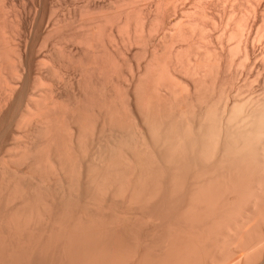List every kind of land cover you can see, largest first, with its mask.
Segmentation results:
<instances>
[{
    "label": "bare ground",
    "instance_id": "1",
    "mask_svg": "<svg viewBox=\"0 0 264 264\" xmlns=\"http://www.w3.org/2000/svg\"><path fill=\"white\" fill-rule=\"evenodd\" d=\"M116 1L0 0V261L239 263L218 236L264 225V0ZM238 204L263 214L227 235Z\"/></svg>",
    "mask_w": 264,
    "mask_h": 264
},
{
    "label": "rangeland",
    "instance_id": "2",
    "mask_svg": "<svg viewBox=\"0 0 264 264\" xmlns=\"http://www.w3.org/2000/svg\"><path fill=\"white\" fill-rule=\"evenodd\" d=\"M111 2H112V3H113V2L115 3V2H117V1H116V0H111ZM107 47H109L108 50H111V47H110V46H107ZM141 47H142V46H134V47H133V46H129V47L127 48L128 51H129L130 53L128 52V55H127V57H129V59H128L127 57H126V58L129 60V62L131 61L130 63L133 64L134 62H132V61H135L138 57H139L138 60L143 61V60H142V56L140 55V53H141V49H142ZM113 48H114V46H113ZM129 54H130V55H129ZM136 55L138 56L137 58L135 57ZM139 55H140V56H139ZM126 58H125V59H126ZM127 59H126V60H127ZM138 60H137V61H138ZM129 62H127L126 65L130 64ZM135 62H136V61H135ZM143 64H144V61H143ZM126 65H125V66H126ZM125 66H124V69H126V71H127V68H128L129 66H127V67H125ZM128 71H130L129 68H128ZM78 76H80V75H78ZM79 78H81V77H78V79H79ZM96 80H97V79H96ZM126 83H127V82H126ZM101 87H102V86H101ZM101 87H99V88H101ZM92 107H93V106H92ZM94 108H95V107H93V109H94ZM90 109H91V111H94V112H91V111H90V112H91V113H94V114L96 115L97 112H95V111H96L97 109H96V108H95V110H92V108H90ZM91 113H89V115H91ZM92 116H93V114L91 115V118H92ZM91 118H90V119H91ZM92 120H93V119H91V121H92ZM122 134H123V135H122ZM122 134H121V136H123V138L125 137V138H124L125 140H126V139L129 140L128 142L132 141V138H131L130 136H127V135L124 134V133H122ZM124 135H125V136H124ZM116 138L119 139V137H116ZM116 138H115V139H116ZM110 139H111V138H110ZM130 139H131V140H130ZM107 140H108V139H107ZM112 140H114L113 136H112ZM256 172L258 173V171H256ZM253 173H254V172H253ZM257 173H256V174H257ZM250 174H251V173H250ZM254 174H255V173H254ZM254 174H252V175H254ZM258 174H259V173H258ZM259 175H260V176H259ZM259 175L255 176L256 178H254V180H255V179H256V180L259 179V177H261V174H259ZM252 177H253V176H251V178H250V176H249V179H252ZM249 179H248V181H249ZM261 179H263V181H264V177H261L260 180H261ZM251 181H252V183H253V179H252ZM258 182L260 183V182H262V181H259V180H258ZM254 183H255L254 186L257 188V189H256V188L254 189V192H255V191H257V192H258V191H261V189H260V188H261V185L264 184V183L262 182L260 185H258V183L256 184V182H254ZM65 184H67V185H65V186H66V188H68V187H69V186H68V185H69V184H68V181H66ZM249 184H250V181H249ZM249 184H248V185H249ZM256 185H257V186H260V188L257 187ZM67 186H68V187H67ZM263 186H264V185H263ZM263 186H262V188H263V190H264V187H263ZM249 187H250V186H249ZM247 189H248V188H247ZM250 189H251V188H250ZM252 189H253V188H252ZM258 189H260V190H258ZM248 190H249V189H248ZM263 190H262L261 192H263ZM187 192H188V191H187ZM185 193H186V192H185ZM243 193H244V192H243ZM246 193H247V191H246ZM174 194H175V193H174ZM174 194H173V195H174ZM179 194H180V193H176L175 196H177V195H179ZM257 194H258V193H257ZM259 194H260V193H259ZM261 194H262V193H261ZM184 195H185V194H184ZM190 195H191V194H190ZM190 195H188V193H187V196H184V197L187 198L188 196L190 197ZM229 195H230V194H229ZM245 195H246V194H245ZM245 195H244V196H245ZM262 195L264 196V193H263ZM224 196H225V195H224ZM227 196H228V195H226L225 198H226ZM230 196H232V195H230ZM246 196H248V195H246ZM246 196H245V197H246ZM252 196H253V195H252ZM222 197H223V196H222ZM240 197H242V196H240ZM253 197H254V196H253ZM223 198H224V197H223ZM225 198H224V199H225ZM254 198H255V197H254ZM187 199H188V198H187ZM251 199H252V198H251ZM188 200H189V199H188ZM252 200H254V199H252ZM255 200H256V198H255ZM221 201H222V200H221ZM223 201H224V200H223ZM223 201H222V203H220V201H219V205H221L222 208H224L223 205H222V204H224ZM225 201H226V199H225ZM225 201H224V202H225ZM257 201H258V200H257ZM260 201H261V199H260ZM258 202H259V201H258ZM92 203H93V202H92ZM92 203H91V205L93 206ZM226 203H227V202H226ZM226 203H225L224 205H225L226 208H227V205L229 206V204L226 205ZM254 203H255V201H254ZM219 205H218V207H219ZM238 205H239V204H238ZM238 205H236V206H238ZM241 205H242V204H241ZM255 205H256V203H255ZM258 205H259V204H258ZM216 206H217V205H216ZM221 206H220V207H221ZM239 206H240V205H239ZM253 206H254V205H253ZM262 206H263V205H262ZM262 206H261V208H260V210H259V211H261V214H263V213H262V210H263V209H262ZM218 207H217L216 209H215V208H214V209H215L216 211L218 210V212H220V211H221V210H220V207H219V208H218ZM229 207H231V208L234 207V208H235V206H233V207H232V206H229ZM249 207H250V206H249ZM257 207H258V208H257ZM259 207H260V206H254V207L251 208V209H249V208H248V209L246 208V209L249 210V211L251 212V214H252V213H253V214H257V216H258L259 211L256 210V212H255V209H256V208L259 209ZM231 208H230L228 211H226V210H227V209H226L225 212L228 213V212L231 210ZM242 208H243V205L240 206V211L237 209V210L240 212V213H239L240 215H238V212H237V211H236V212L234 211V212L236 213V214H235L236 217H237L236 219H235V217H233V216H235L234 213H232L233 216L231 215V218H229V215H228V214H226V215H228V216H226V217H222V219H224V220L221 219L222 221H225V222L228 221V219H227V220L225 219V218H227V217L229 218V221H230V225H229V223H228L227 225H228V228H229L231 231H230L228 228H226V226H225V228L228 229V232L226 231V229H225L224 227H223L224 230L222 229V231H225V233L227 232V235L230 234L229 232L232 233V232L234 231V228H236L237 230H238V228H241L242 226L239 227L240 223H243V222L245 223V219H244V218H245V211H247V210H245V207H244V209H242ZM263 208H264V207H263ZM142 209H143V211H142V210H141V212L139 211V212H140V215H141V214H147V212H148L147 210H148V209H147V208L144 209V207H143ZM212 209H213V208H212ZM212 209H210V210H212ZM214 209H213V210H214ZM215 210H214V211H215ZM233 210H234V209H232L231 211L233 212ZM235 210H236V209H235ZM242 210H243V211H242ZM241 212H242V213H241ZM243 212H244V213H243ZM247 212H248V211H247ZM254 212H255V213H254ZM257 212H258V213H257ZM221 213H222V212H220V215H221ZM230 213H231V212H230ZM210 214H211V213H210ZM210 214H209V215H210ZM215 214L218 215L219 213H215ZM224 215H225V214H224V211H223V215H222V216H224ZM243 215H244V218L242 217ZM143 216H145V215H143ZM211 216H213V215L211 214ZM254 216H256V215H252V219H251V221L253 220V221H255V222H252L250 226L252 227V230L255 232V230L253 229V226L259 224V223H258V222H259V219H258L259 216L262 218V222L264 223V214H263V217L260 215V213H259V216H258V217L256 216L255 218H253ZM167 217H168V216H167ZM219 217H220V216H219ZM241 217H242L243 221L240 220ZM145 218H146V217H145ZM165 218H166V217H165ZM168 218H169V217H168ZM168 218H166L167 220H166V219H163V220H166V221L161 220V221H163V222L160 221L161 223H158L160 227L157 228V229H159L158 231H159L160 233H159V232L157 231V229H156V230H155V231H157V233H155L156 235H159V236H162V235H163V236H165V235L167 234V230H166V229H170V228L178 227L179 225H184V224H185V225H184V226H181V227H182L184 230L187 229L188 226L186 225L185 221H184V224L181 223V222H183V221H180V222H179L180 224L177 226V225H175V223L178 222V221H177V220H178L177 218L175 219L176 222H175L174 218H173L172 221H169V220H171L172 218H169V220H168ZM210 218H211V217H210ZM232 218H234V219H232ZM261 218H260V220H261ZM141 219H142V220H141ZM149 219H150V218H149ZM149 219H148V218L143 219V217L140 216V217L137 219V221L135 220L136 222H135V221H131V222L129 223L130 225L128 224V222H127V224H128L130 227H132V225H134V227H132V228H135V230H137L138 232H140V235H141L142 238L147 239L148 241L150 240V241L148 242V245L151 244V242H152V244L155 245V243L153 242V240H154L155 237H153V240L151 241V239H152V235H153V234H152L151 232H149V231H150L149 228H151L153 221H151L152 219H151V220H149ZM208 219H209V218H208ZM230 219H231V220H230ZM257 219H258V220H257ZM140 220H141V222H140ZM143 220H147V221H146V222H147L146 224H148L147 226H146V224H144L145 222H143ZM184 220H185V219H184ZM221 220H220V221H221ZM232 220H233V222H234V220H235V221H236V222H235L236 224L233 223ZM148 221H149V222H148ZM173 221H174L175 223H174ZM240 221H241V222H240ZM257 221H258V222H257ZM132 222H133V223H132ZM138 222H140V223H139L140 226L143 225L144 227H143V226L140 227L139 224H138ZM150 222H151V223H150ZM158 222H159V221H158ZM164 222H165V223H164ZM168 222H169V223H168ZM204 222H205V220H204ZM207 222H208V221H207ZM231 222H232L233 224H235V225H237V223H238V226L235 227V225H233ZM249 222H250V220H249ZM256 222H257V224H254V223H256ZM209 223L211 224V221H209L208 223H206V222L204 223L205 225H204L203 227H204L206 230H207V228H208V230H209V228L211 229V227H209ZM220 223H221V222H220ZM177 224H178V223H177ZM221 224H222V223H221ZM231 224L234 226V228H233V226H232ZM128 225H126V227H127L128 229H132V228H129ZM168 225H169L170 227H169ZM222 225H223V224H222ZM222 225H220V226H222ZM241 225H242V224H241ZM243 225H244V226H243V229H244V230H245V228H246L247 226H249V225H247V224H243ZM245 225H246V226H245ZM260 225H262V224L260 223ZM173 226H174V227H173ZM185 226H187V227H185ZM206 226H207V227H206ZM218 226H219V225H218ZM223 226H224V225H223ZM262 226H264V225H262ZM262 226H258L259 228L262 229V231H260L261 229H260V230H259V229H256V230H258V232L260 233V235L263 236L262 238H264V235H262V234H264V227H262ZM168 227H169V228H168ZM184 227H185L186 229H185ZM203 227H201V229H203ZM216 227H217V226H216ZM258 227H257V228H258ZM221 228H222V227H221ZM232 228H233V230H232ZM183 229H182V230H183ZM216 229H218V227H217ZM236 229H235V230H236ZM246 229H247V228H246ZM133 230H134V229H133ZM135 230H134V231H135ZM148 230H149V231H148ZM187 230H188V229H187ZM237 230H236V231H237ZM164 231H165V232H164ZM168 231H169V230H168ZM218 231H219L218 234H219V233H222V232H220L221 229L218 230ZM236 231H235V232H236ZM250 231H251V230H250ZM147 232H148V235H145V233L147 234ZM237 232H238V231H237ZM258 232H257V234H258ZM149 233H150V234H149ZM158 233H159V234H158ZM225 233H224V234H225ZM251 233H253V232L251 231L250 234H251ZM261 233H262V234H261ZM17 234H18V233H17ZM142 234H143V235H142ZM218 234H217V236H218ZM222 234H223V233H222ZM224 234H223V235H224ZM233 234H234V232H233ZM236 234H237V233H236ZM236 234H235V235H236ZM240 234H241V233H240ZM254 234H256V233H253V235H252L253 238H255V236L257 235V234H256V235H254ZM149 235H150V237H148ZM260 235H258V236H260ZM143 236H145V237H143ZM146 236H147V238H146ZM163 236H162V237H163ZM168 236H169V235L167 234L166 238H168ZM220 236H221V239H220ZM224 236L226 237V234H225ZM231 236H234V235L231 234ZM244 236H246V235L243 234L241 237H239L240 239L243 237V238H242L243 240H241L242 242H241L240 245H243V242L246 241V240L244 241V239H245ZM250 236H251V235H249V237H250ZM258 236H256V238H257ZM261 236H260V237H261ZM15 237L18 239V237L16 236V234H15ZM225 237H223L221 234H219L218 239H220L223 243H224V240H227V241H225V243H226V244H231V245H228V246L225 244L224 246L227 247V248L230 247V248H228V249L232 252V254H233V251H234V253H236V252L238 251V252L236 253V254H238V255H237L238 257H234V259L236 258L234 261L236 262V260H238L240 257H241V258H240V261H237V262H239V263H236V264H244V263L247 264L246 261L248 262L249 260H250V263H249V264H261V263L263 264V263H264V258H262V257H264V256H262V254H261V253H264V251L262 250V249H264V244H261V243L263 242V239H262V238H261V239H262V242H261V241H258V240L260 239L259 237L257 238V241H258V242H256V241H255L256 239L253 240V238L250 237V239H252V240L248 239L249 242H248V243L245 242V244H244V246H246V244H249V243H250L249 245H247L248 251L251 249V247H254L256 250H255V249H253V250H255V251L262 250L261 253H260V251H259V252H255V251H253L252 249H251V251L248 252V251L246 250L247 248L245 247V249H244L243 246H242V247L240 246V248H239V250H238V248H237V249L235 248V247H239V243H240V242H238V241H239L240 239L237 238L238 236H237V237L234 236V237H231V238L227 236V239H226ZM246 237H247V236H246ZM13 238H14V237H13ZM222 238H223V239H222ZM233 238H234V239H233ZM236 238H237V240H235ZM247 238H248V237H247ZM247 238H246V239H247ZM164 239H165V237H164ZM228 239H229V240H234V241L237 242V243H234V241H232V242L230 241L231 243H229V242H228ZM13 240H14V239H13ZM15 240H16V239H15ZM15 240H14V242L11 241V242H13L12 245H14V246L17 244V243L14 244V243L16 242ZM165 240H167V239H165ZM220 240H217V241L220 242V244H219V242H218V244H219V245H223V244H221L222 242H221ZM18 241H19V240H18ZM18 241H17V242H18ZM250 241H251V242H250ZM252 241H253L254 243H252ZM260 242H261V243H260ZM19 243L21 244V242H19ZM33 243H34V242H33ZM33 243L31 242V244H33ZM50 243H51V242H50ZM146 243H147V241H146ZM251 243H252V244H251ZM256 243H257V244L260 243V244L257 245ZM263 243H264V242H263ZM28 244H29V243H28ZM34 244H35V243H34ZM233 244H236V245H233ZM49 245L52 247V246H53V243H51V244H49ZM219 245H218V248H219ZM237 245H238V246H237ZM252 245H253V246H252ZM256 245H257V246H256ZM260 245H261V246H260ZM262 245H263V246H262ZM16 246H17V245H16ZM16 246H15V247H16ZM23 246H25V245L23 244ZM32 246H33V245H32ZM34 246H35V245H34ZM50 246H49V247H50ZM233 246H234V247H233ZM259 246H260V247H259ZM221 247H222V246H220V249H221ZM225 247H224V249H225ZM231 247H232V248H231ZM249 247H250V248H249ZM258 247H259L260 249H259ZM261 247H263V248L261 249ZM227 248H226V253H227V251H228ZM257 248H258V250H257ZM220 249H218V250H220ZM231 249H232V250H231ZM233 249H234V250H233ZM241 249H242V251H241ZM222 250H223V248H222ZM236 250H237V251H236ZM244 250H246V251H244ZM220 251H221V250H220ZM25 252H26V254H27V251H25ZM228 252H229V251H228ZM231 252H230V255H229V256L233 259V257L231 256V255H232ZM241 252H243V254H242ZM244 252H248V254H249L248 257H247L248 259H249L250 255H251L252 253H253L252 256L254 255V253H256V254L254 255V257L251 256L249 260H248V259L245 260V258H246L245 256H246L247 253L245 254ZM20 253H21V252H20ZM20 253H19V255H20ZM28 253H29V251H28ZM49 253H50V254H49L48 256H46V255L44 254L45 256H43V259H40V258H39L40 256H38L36 253L33 254V252H32V253L30 252L29 254H31V255H29V256H31V257L27 258V261L29 260V263H30V261H31L30 264H53V263H51V262H53V259L55 260V262H60L59 260H60V258L62 257L60 254H59V256H57V254H58L57 252H52V251H50ZM53 253H54V254H53ZM222 253H223V252H221V255L225 254V252H224L223 254H222ZM240 253H241V254H240ZM257 253H258V255H257ZM17 254H18V253H17ZM17 254L15 253V256H16ZM26 254H25V255H26ZM35 254H36V256H37L38 258L35 256ZM51 254H52V255H51ZM236 254H235V255H236ZM239 254H240V255H239ZM0 255H1V254H0ZM6 255H7V253L5 254V256H6ZM53 255H56V256H53ZM218 255L220 256V253H219ZM225 255L227 256L228 254H225ZM225 255H223L222 257H224ZM241 255H242V256H241ZM243 255H244V256H243ZM3 256H4V253H3ZM226 256H225L224 258H221V257H220V258H221L222 260H223V259L225 260ZM229 256H227V257H229ZM258 256H259V257L262 256V257H260V259L262 258V259H261L262 261L259 260ZM19 257H20V256H19ZM25 257H28V255H26ZM25 257H24V258H25ZM44 257H45L46 259H44ZM57 257H58V258H57ZM6 258H8V256H6ZM14 258L16 259L17 256L14 257ZM253 258H254V259H253ZM8 259H10V258H8ZM18 259H20V258H18ZM38 259H39V260H38ZM255 259H256L257 261L259 260L260 262H257V261H256V262H257V263H256V262H255ZM42 260H43V261H42ZM51 260H52V261H51ZM252 260H253V262H252ZM15 261H17V260H15ZM20 261H21V262H20ZM244 261H245V262H244ZM0 262H1L0 264H3V263H2V260H1ZM17 262H18L19 264H20V263H21V264H24L25 261H24L23 259H20V260L17 261ZM17 262H16L15 264H18ZM254 262H255V263H254ZM10 264H14V263H10Z\"/></svg>",
    "mask_w": 264,
    "mask_h": 264
}]
</instances>
